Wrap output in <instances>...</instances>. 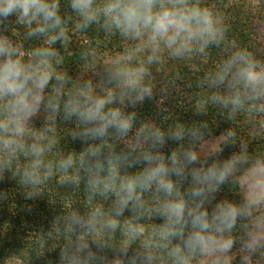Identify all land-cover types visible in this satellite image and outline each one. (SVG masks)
Returning <instances> with one entry per match:
<instances>
[{"label":"clouds","instance_id":"clouds-1","mask_svg":"<svg viewBox=\"0 0 264 264\" xmlns=\"http://www.w3.org/2000/svg\"><path fill=\"white\" fill-rule=\"evenodd\" d=\"M68 7L74 16L62 14L60 0H0V177L22 155L27 162L19 169L20 181L29 189L25 199L32 200L57 172L83 173L90 192L113 201L107 212L97 207L87 216L72 213L74 235L115 232L117 218L125 211L133 214L109 264H233L237 256L239 264H264V155L251 156L241 144L240 151L221 160L222 146L236 142L234 133L209 139L207 120L167 129L150 121L137 125L135 111L155 96L153 65L223 47V59L198 85L209 95L196 105V114L206 115L211 104L229 120L241 113L264 116V60L229 41L223 14L204 0H68ZM10 17L24 27L27 39L41 43L25 52L4 35ZM72 21L78 32L97 26L118 35L127 42L123 54L100 60L85 49L83 69L73 79L55 46L67 48ZM97 60L102 72L96 71ZM89 69L97 82L87 75ZM129 107L133 110L126 111ZM41 116L44 126L35 129L33 118ZM58 118L76 122L73 139L84 147L53 161L46 157L58 144L53 135ZM113 138L124 143L121 151L108 147ZM168 141L179 146L165 154ZM229 181L242 200L213 203ZM145 214L162 223L130 255L132 242L143 235L131 223ZM79 239L61 250L59 264H104ZM103 247L95 244L97 250Z\"/></svg>","mask_w":264,"mask_h":264},{"label":"trees","instance_id":"trees-1","mask_svg":"<svg viewBox=\"0 0 264 264\" xmlns=\"http://www.w3.org/2000/svg\"><path fill=\"white\" fill-rule=\"evenodd\" d=\"M60 2L62 14L65 17L74 16L68 7V0ZM204 3L223 14L229 41H234L238 47L246 48L257 59L264 60V0H204ZM73 23L74 21L69 22L68 25L70 39L67 48H61L59 43L55 45L64 59L63 68L73 79L83 69L81 53L85 49L94 50L100 60L123 54L127 42L118 35H107L97 26L86 32H78L74 30ZM25 31L23 26L15 24V17H10L8 30L3 34L28 52L41 41L27 39ZM223 57V47H210L205 56L182 60L166 57L163 63L153 65L155 96L136 106L137 125L150 121L167 129L177 123L192 125L200 120H207L212 133L209 139L219 137L227 131L235 134L236 142L222 146L224 151L219 159H227L233 152L240 151L241 144L246 146L251 156L264 155V116L241 113L229 120L222 108L211 104L206 109V115L196 114V105L209 95L207 88L198 85L204 74L214 70ZM100 60H97V72L103 71ZM87 75L92 76L94 83L99 79L91 73V69ZM162 97V103L158 105ZM132 110L131 107L126 109ZM32 125L35 129L43 128V117L33 118ZM76 130L77 124L74 120L64 121L58 118L53 134L58 144L46 158L55 161L62 155L79 154L84 145L73 139ZM178 146V142L168 141L162 151L170 154ZM108 147H114L119 152L124 148V143L113 138ZM26 162L21 155L19 160L14 162L13 168L0 177V264H49V261L51 264H59L61 250L80 243L79 237H83V242L98 252L104 259V264H109L125 239V222L130 221L133 214L125 211L123 216L118 217L120 227L115 232L96 235L77 231L74 235L70 223L72 213L87 216L97 207L107 212L111 209L113 198L90 192L83 179V173L73 170L67 176L57 172L39 189V195L27 200L24 193L29 189L21 183L19 176V169ZM138 168L139 166L128 171L132 173ZM222 199L239 203L242 195L238 187L229 181L215 194L213 203ZM161 223V219L155 216L147 218L146 214L144 219L132 221L131 226L140 228L143 235L132 242L129 254L140 249L141 241L151 235L154 226ZM97 242L104 247L97 250ZM236 263L239 264L238 256Z\"/></svg>","mask_w":264,"mask_h":264},{"label":"rangeland","instance_id":"rangeland-1","mask_svg":"<svg viewBox=\"0 0 264 264\" xmlns=\"http://www.w3.org/2000/svg\"><path fill=\"white\" fill-rule=\"evenodd\" d=\"M210 139H212V138H210ZM233 264H237V263H236V259L233 260Z\"/></svg>","mask_w":264,"mask_h":264}]
</instances>
